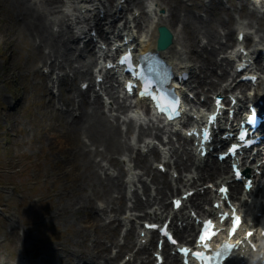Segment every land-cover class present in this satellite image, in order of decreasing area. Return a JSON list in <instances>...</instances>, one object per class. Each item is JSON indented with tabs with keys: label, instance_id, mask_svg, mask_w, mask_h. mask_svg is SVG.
Instances as JSON below:
<instances>
[{
	"label": "bare ground",
	"instance_id": "bare-ground-1",
	"mask_svg": "<svg viewBox=\"0 0 264 264\" xmlns=\"http://www.w3.org/2000/svg\"><path fill=\"white\" fill-rule=\"evenodd\" d=\"M2 1L6 3L7 8L5 9L13 18L14 29L21 33L23 39L28 41L32 48L31 50H33L32 53L35 57L34 59H36L35 69H47V74L42 75V81L53 84L52 86L58 89L57 99L65 107V109L55 107L54 98L50 97L49 90L46 87L44 88L45 110L54 115L58 121V124L50 126V129L55 131L51 133L52 138L49 139V144L51 150L68 154L69 156L64 160L63 170L66 169L67 176L71 178L69 186H76L75 190L81 191L78 197L69 201V207L73 215L79 213L90 215L86 217L87 225L86 221H82L84 223L83 227L97 230L107 229L112 223L115 227L121 224L122 221L116 217L128 207L127 201L129 200H127L126 196V185L130 184L131 180L127 183L125 182L124 177L127 175H130L132 179L137 178L138 181L143 176L151 179L154 194L151 195L150 189L143 186L142 196L145 198L143 201L137 190H135L131 197V206L127 208V212L130 214L131 212H143L144 215L140 218H146L154 223L167 217L171 208L168 207L166 200L169 196H173L174 192L178 193V185L181 188L188 186L189 189H193L198 187V183L206 180L209 183L220 179L223 174L225 175L224 180L230 178L227 177L226 166L212 162L204 164L198 157L196 158L191 152L190 143L184 140L181 135L178 137L179 141H182L181 149H176L169 142L166 143L170 158L174 159L173 164H171L173 171L178 174H196V179L189 174H186L188 176L183 175L184 177L179 176L175 180L169 178L166 173L161 176V174L152 170L147 155H142L139 151V153L131 156L134 153L136 143L142 141L144 137L153 136L154 140L161 141L159 133L162 128H160L159 124H154L150 118L144 123L139 114L135 115L134 120L131 117L128 118L126 112L130 106H127L117 96L119 86L108 76H105L103 87V93L110 102L107 107L103 106L99 95L92 102H89V90L85 94L81 89L77 88L76 83L79 80L93 84L92 86L89 84L88 87L90 89L94 88L95 83V79H93L94 51L90 50V43L83 45V48L79 46V37L83 36V34L86 35L84 32L82 33L83 27L80 29V35L73 30V27H76L77 24L85 23L80 13H77L78 11L75 10L74 6H70V9H73L75 14L65 11L63 6L65 4L62 0ZM120 1L115 6H112L114 0H107L106 3L110 9L108 10V18L113 20L111 26L114 27V31L111 34L117 31L119 21L115 22V17L118 15V18H121L120 21H124L123 31H127L130 36L140 32L139 35L137 34L136 46L140 47L141 51H156L157 28L165 26L173 35V45L163 54L175 69L183 68L189 72L192 80L190 82L196 84L190 91L194 92L195 95L204 96L203 105H210L209 94L211 91H220V95L221 93L223 95L231 93L234 87H238L240 90L246 86V84H236L231 88V82L221 86L230 76L229 70L231 66L230 61L225 60L228 57H224L219 61L216 57H218V53H226L228 47L233 45L232 36L234 31L238 30L234 28V25L236 27L241 26L243 31L246 29L254 30L255 33L263 31L264 34V11L260 12L255 7L257 0L233 1L234 7H237L232 11L238 14L240 18L246 20L245 22L237 23L233 21V15L231 16L229 8L223 7L219 0H209L210 4L208 6L199 4L197 8L202 9L201 11L204 15L194 13L192 5L186 6L182 0H156V2H161V5L157 6L156 3L153 6L152 3H149L146 6L147 11H141L138 18L135 17L134 13H131V21L128 20L126 14L133 7L141 9L143 7L141 1L128 0L124 5L122 4L121 11L117 12ZM82 3L79 1L77 4L81 5ZM259 3L264 5V0H259ZM61 4L64 10L61 8ZM161 8H163V15L158 13ZM81 9L78 8L79 11ZM132 24H134L133 29L135 31L131 30ZM120 32L121 30L118 31L117 36H119ZM252 54L254 55L255 52H252ZM217 70L219 71L217 72ZM257 73L259 75V83L256 89V96L264 99V64L257 66ZM54 75L55 77L53 78ZM62 87L65 88L64 92H62ZM139 105H141L145 116L148 117V108L143 103ZM239 110L241 109L239 108ZM121 115H124L125 119H121ZM121 120L122 124L124 123L123 125H125V130L120 127ZM135 120L140 122V125L138 134H136L134 139L132 136ZM152 130H155V132L152 133ZM55 141L60 143L57 148L53 147ZM62 146L63 149L61 150ZM187 147L189 150H187ZM143 149H146L156 160L160 159L157 148L152 142L145 144L143 141ZM127 154L130 157V163L132 162L135 170L139 171L138 174H134L131 170L128 173L122 168V163L125 162V159L122 160L121 156ZM103 163H106L108 167L104 166ZM206 191L202 197L198 196L196 200L208 201L209 195ZM254 191L250 192L252 196ZM238 192H240L238 186L234 185L231 197L236 199L235 196ZM259 193L262 194L264 199V190L256 191V196ZM245 202L240 203V205L245 207ZM190 206L197 208L198 213H204L200 204L190 203ZM151 208H154L152 212H147V209ZM63 210L64 208L61 211ZM250 212L254 216L256 213L264 212V200L254 202ZM107 214L114 216H109L113 219L108 224H105L103 216L105 217ZM131 218L132 216L130 215L124 221L132 225ZM182 218L183 222H187V224L182 232L177 233L181 240L184 239V234L194 231L193 224L187 221L188 216L184 214ZM130 232L128 233L130 235H124L123 239L125 240L123 246L127 249H131L134 245L132 235L134 229ZM96 241V239L90 240L92 243H96ZM110 241L113 247H120L117 246L114 237ZM92 246L95 247V250L93 249L92 253L88 254L90 264L116 263L118 254L109 255L110 247L104 246L102 243L92 244ZM99 249L102 251L99 252ZM122 250V248L119 249V251ZM141 250H134L133 258L135 259L139 254H144L147 259L146 264H153V260L149 257L148 249L142 247ZM63 253L71 254L75 258L81 255H74L76 252L72 254L66 250ZM168 259L175 261V258L169 257ZM232 264L238 263L232 262Z\"/></svg>",
	"mask_w": 264,
	"mask_h": 264
},
{
	"label": "rangeland",
	"instance_id": "rangeland-1",
	"mask_svg": "<svg viewBox=\"0 0 264 264\" xmlns=\"http://www.w3.org/2000/svg\"><path fill=\"white\" fill-rule=\"evenodd\" d=\"M140 1L143 7L138 13L146 11L149 3L161 5L156 0ZM182 1L186 6L192 5L197 15H204L202 9L197 8L199 4H210L209 0ZM223 4L229 8L233 21H246L232 11L237 7L234 2L229 0ZM256 7L260 12L264 10L260 5L256 4ZM5 8L6 3L0 0V264H83L90 261L88 254L95 250L92 244L97 243L110 246L109 255L114 256L118 249L110 244V240L114 237L118 245H122V235L127 228H116L112 223L107 229H87L82 221H86L89 214H71L69 201L78 197L81 191L75 190L76 186H69L71 178L66 169L63 170L68 154L51 150L49 139L55 130L50 126L58 121L45 110L44 88L49 87L52 95L54 93L55 107H61L62 102L57 99L56 87L51 88L42 81V72L46 69H35L33 50L14 29L13 18ZM135 10L133 7L126 15L130 16ZM257 33L251 35L249 46L255 40L264 44L263 31ZM82 83L83 80L77 81L78 89ZM64 90L62 87V92ZM120 127L125 129L123 124ZM172 141L176 143L175 138ZM57 146L60 143L55 141L53 147ZM103 165L108 167L106 163ZM151 168L154 170L153 165ZM124 213L125 210L118 218L121 219ZM103 219L108 224L109 214ZM136 237L135 232L134 241ZM93 239L96 243L90 242ZM124 249L114 264L126 262L124 257L126 254L131 257L135 248L130 252ZM64 250L81 255L75 258L63 253ZM146 261V257L140 255L134 264H145Z\"/></svg>",
	"mask_w": 264,
	"mask_h": 264
},
{
	"label": "snow or ice",
	"instance_id": "snow-or-ice-1",
	"mask_svg": "<svg viewBox=\"0 0 264 264\" xmlns=\"http://www.w3.org/2000/svg\"><path fill=\"white\" fill-rule=\"evenodd\" d=\"M148 90L145 89V94H147ZM172 96V100L171 102L167 105V110L168 111H171L173 113H176L178 114L179 112V107H178V99L175 97L174 94H169ZM161 111H165V108H161ZM169 119H171V117H169ZM205 139H207V135H205L204 137ZM243 139V137H242ZM236 176L239 177L240 176V173L237 171L236 172ZM220 191L223 193L225 191V189L221 188ZM179 201L176 202L177 206H179ZM219 207V206H217ZM233 212H235V210L233 209ZM227 217V214H222L221 215V220H225ZM232 220H233V224H232V229L229 233V235H234V233L237 231L238 229V226L241 222V218L239 216H233L232 217ZM148 227L150 228H155L156 226L155 225H149ZM212 227V221H207L205 222L204 224V231H203V234L200 236V242L203 243L206 239H211L212 236H215L216 233L215 232H210L209 230L211 229ZM252 234L251 233H248V236L250 237ZM173 243H176L175 240L172 241ZM205 248L208 247L207 244L204 245ZM234 246L232 245H228V244H225L222 248L221 251H218L217 253H215L214 256H205V254L203 252H194L192 253L193 256H195L196 258L200 259V260H204V261H212V260H216L217 258H227L228 255H230V252L231 250L233 249ZM181 251L187 255L188 254V249H181ZM185 264H187V262H185Z\"/></svg>",
	"mask_w": 264,
	"mask_h": 264
},
{
	"label": "water",
	"instance_id": "water-1",
	"mask_svg": "<svg viewBox=\"0 0 264 264\" xmlns=\"http://www.w3.org/2000/svg\"><path fill=\"white\" fill-rule=\"evenodd\" d=\"M157 32H159L157 47L163 50L171 44L170 41L172 40V37L169 32H167V30L163 27H160Z\"/></svg>",
	"mask_w": 264,
	"mask_h": 264
}]
</instances>
